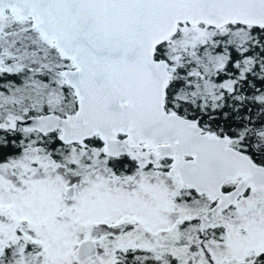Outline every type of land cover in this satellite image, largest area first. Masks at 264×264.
Wrapping results in <instances>:
<instances>
[{
	"label": "snow or ice",
	"instance_id": "6c2138e0",
	"mask_svg": "<svg viewBox=\"0 0 264 264\" xmlns=\"http://www.w3.org/2000/svg\"><path fill=\"white\" fill-rule=\"evenodd\" d=\"M0 264H264V0H0Z\"/></svg>",
	"mask_w": 264,
	"mask_h": 264
}]
</instances>
